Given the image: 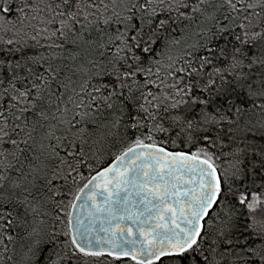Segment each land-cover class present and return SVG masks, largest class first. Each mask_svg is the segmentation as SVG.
I'll list each match as a JSON object with an SVG mask.
<instances>
[{
  "label": "snow or ice",
  "instance_id": "obj_1",
  "mask_svg": "<svg viewBox=\"0 0 264 264\" xmlns=\"http://www.w3.org/2000/svg\"><path fill=\"white\" fill-rule=\"evenodd\" d=\"M0 264H264V0H0Z\"/></svg>",
  "mask_w": 264,
  "mask_h": 264
}]
</instances>
